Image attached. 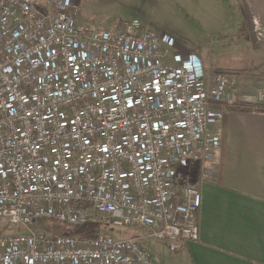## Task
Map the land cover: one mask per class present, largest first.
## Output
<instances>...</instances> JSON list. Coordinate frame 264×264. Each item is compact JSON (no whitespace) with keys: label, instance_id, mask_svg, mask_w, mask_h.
Returning a JSON list of instances; mask_svg holds the SVG:
<instances>
[{"label":"built area","instance_id":"1","mask_svg":"<svg viewBox=\"0 0 264 264\" xmlns=\"http://www.w3.org/2000/svg\"><path fill=\"white\" fill-rule=\"evenodd\" d=\"M78 6L0 0V264H156L138 238L32 229L48 219L142 228L187 256L202 205L188 171L217 170L238 82L138 19L101 30ZM243 98L258 109L264 88Z\"/></svg>","mask_w":264,"mask_h":264},{"label":"rangeland","instance_id":"2","mask_svg":"<svg viewBox=\"0 0 264 264\" xmlns=\"http://www.w3.org/2000/svg\"><path fill=\"white\" fill-rule=\"evenodd\" d=\"M75 1L79 5L80 20L97 29L112 31L124 21L138 19L157 34L176 41L184 55L195 54L203 61L209 77L225 75L235 79L238 82L236 96L244 93V87L249 95L264 88V73L251 76L254 72L264 71V55L257 57L251 50V43L249 46L245 42V38H255L256 33L249 32L250 21L243 0ZM189 181L188 175L186 182L190 184ZM32 229L50 235L92 237L109 234L117 239L138 238L154 260L161 264H172L171 256H178L170 253L159 241L148 238L147 232L138 227L119 228L109 223L74 227L48 219L35 221ZM25 230L20 225L10 227V232ZM164 256L167 258L163 262Z\"/></svg>","mask_w":264,"mask_h":264},{"label":"crops","instance_id":"3","mask_svg":"<svg viewBox=\"0 0 264 264\" xmlns=\"http://www.w3.org/2000/svg\"><path fill=\"white\" fill-rule=\"evenodd\" d=\"M243 1L249 32L256 33L245 42L263 56L264 0ZM246 90L236 104L249 95ZM232 108L222 107L224 136L212 178L202 182L196 165L188 172L202 197L200 238L189 245L187 256H171L172 264H264V113Z\"/></svg>","mask_w":264,"mask_h":264},{"label":"trees","instance_id":"4","mask_svg":"<svg viewBox=\"0 0 264 264\" xmlns=\"http://www.w3.org/2000/svg\"><path fill=\"white\" fill-rule=\"evenodd\" d=\"M231 107H233L232 109L233 110H236V111H257V112H262L264 113V105L263 106H260L258 109H255L253 105L249 104V103H239V104H233V105H230Z\"/></svg>","mask_w":264,"mask_h":264}]
</instances>
